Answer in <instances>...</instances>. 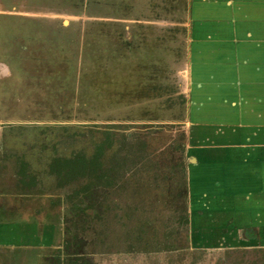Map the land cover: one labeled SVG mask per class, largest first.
Here are the masks:
<instances>
[{
  "label": "rangeland",
  "instance_id": "obj_1",
  "mask_svg": "<svg viewBox=\"0 0 264 264\" xmlns=\"http://www.w3.org/2000/svg\"><path fill=\"white\" fill-rule=\"evenodd\" d=\"M0 6L13 9L0 12V58L11 71L0 79V161L8 158L13 170L27 165L33 174L26 183L0 182V191L32 193L36 211L13 219L19 228L21 220H35L39 233L31 240L60 239L61 246L1 245L0 264H69L70 254L79 255L76 264H243L259 256L261 250L207 251L188 243L185 173L180 178L174 168L184 156L174 145L184 136L169 120L185 105L186 0ZM6 90L22 100L21 110L4 102ZM78 155L84 169L58 170L59 159ZM23 231L29 237L32 229Z\"/></svg>",
  "mask_w": 264,
  "mask_h": 264
},
{
  "label": "crops",
  "instance_id": "obj_2",
  "mask_svg": "<svg viewBox=\"0 0 264 264\" xmlns=\"http://www.w3.org/2000/svg\"><path fill=\"white\" fill-rule=\"evenodd\" d=\"M186 3L185 105L180 117L169 120L180 123L184 136L181 148L175 144L174 149L184 155L177 162L184 168L186 193L179 188L181 182L178 189L184 195L181 211L188 243L207 251L261 250L259 256L251 254L241 263L264 264V0ZM3 8L1 13L13 10ZM10 74L9 65L0 58V79ZM4 95V102L22 109L21 99L7 90ZM0 106L1 116L6 112ZM6 160L0 161L1 183L29 181L33 174L27 165L13 170ZM0 192V217L11 219L0 221V246L61 247L60 239L54 244L46 238L31 240L39 233L35 220H21L32 229L26 237L24 225L19 228L13 219L29 214V209L33 213L32 193ZM45 225L44 234L51 238L52 225ZM56 229L60 237V227ZM222 261L219 258L218 263Z\"/></svg>",
  "mask_w": 264,
  "mask_h": 264
},
{
  "label": "trees",
  "instance_id": "obj_3",
  "mask_svg": "<svg viewBox=\"0 0 264 264\" xmlns=\"http://www.w3.org/2000/svg\"><path fill=\"white\" fill-rule=\"evenodd\" d=\"M175 148L180 149L181 147H180L179 144H177L175 146ZM97 153L99 154V151ZM98 154H95L94 155V158L96 156H98ZM92 163L90 162V167L93 170L98 171L99 169H101L99 163H95V162H92ZM56 166H58V170L59 169L61 170L62 168L68 170V167H69L72 171H74V170L80 171L81 169H84V167L86 166V164H85V162L83 160V157L78 155V157H76L74 160H67V159L62 160V159H59ZM174 168H175V170L178 173H180V178H181V171H182L181 163L175 164V167ZM179 183H180V181H178L177 186L179 185ZM56 252H57V258H55V262L59 263L60 257H58L59 256L58 253H60V251L57 250ZM64 254H66V253L64 252ZM70 255L73 256L74 260L71 261V259L68 258V260H70L69 261V264H76L75 260L80 259L79 255L78 254H70ZM70 255H68V256H70Z\"/></svg>",
  "mask_w": 264,
  "mask_h": 264
}]
</instances>
